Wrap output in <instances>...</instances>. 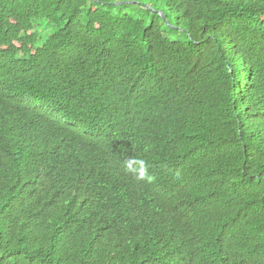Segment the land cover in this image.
I'll use <instances>...</instances> for the list:
<instances>
[{"label":"trees","instance_id":"trees-1","mask_svg":"<svg viewBox=\"0 0 264 264\" xmlns=\"http://www.w3.org/2000/svg\"><path fill=\"white\" fill-rule=\"evenodd\" d=\"M125 1L0 0V264H264V0Z\"/></svg>","mask_w":264,"mask_h":264},{"label":"rangeland","instance_id":"rangeland-1","mask_svg":"<svg viewBox=\"0 0 264 264\" xmlns=\"http://www.w3.org/2000/svg\"><path fill=\"white\" fill-rule=\"evenodd\" d=\"M151 1V5L152 4H156L157 6H161V1L160 0H150ZM125 2H132V4H134V3H139V2H137L136 0H131V1H125ZM159 3V4H158ZM157 12H162V11H157Z\"/></svg>","mask_w":264,"mask_h":264},{"label":"water","instance_id":"water-1","mask_svg":"<svg viewBox=\"0 0 264 264\" xmlns=\"http://www.w3.org/2000/svg\"><path fill=\"white\" fill-rule=\"evenodd\" d=\"M161 15H163V14L161 13Z\"/></svg>","mask_w":264,"mask_h":264}]
</instances>
